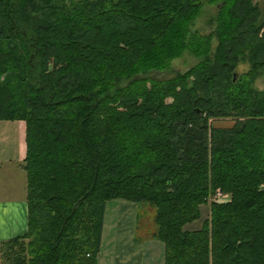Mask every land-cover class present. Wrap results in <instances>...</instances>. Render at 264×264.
<instances>
[{"label":"trees","instance_id":"obj_1","mask_svg":"<svg viewBox=\"0 0 264 264\" xmlns=\"http://www.w3.org/2000/svg\"><path fill=\"white\" fill-rule=\"evenodd\" d=\"M259 77L253 0H0V122L24 124L27 205L0 263L96 264L104 204L122 199L154 209L163 264H264Z\"/></svg>","mask_w":264,"mask_h":264},{"label":"crops","instance_id":"obj_2","mask_svg":"<svg viewBox=\"0 0 264 264\" xmlns=\"http://www.w3.org/2000/svg\"><path fill=\"white\" fill-rule=\"evenodd\" d=\"M18 132L17 156L6 159L5 165L0 161V243L27 229L25 173L21 167L24 127ZM139 211L138 204L122 199L104 204L96 264H163L162 242L145 232L137 235Z\"/></svg>","mask_w":264,"mask_h":264},{"label":"rangeland","instance_id":"obj_3","mask_svg":"<svg viewBox=\"0 0 264 264\" xmlns=\"http://www.w3.org/2000/svg\"><path fill=\"white\" fill-rule=\"evenodd\" d=\"M260 9L264 7V0H253ZM214 13V9L211 7L203 6V11L200 16L195 20L194 27L199 31L200 34H207L213 28V23L210 21L211 15ZM193 64V61L190 58L184 57L182 59L174 60L171 63V67L178 71H184ZM248 69L247 64H241L237 67L238 73H243ZM263 77L257 78L253 83L252 87L255 90H261L263 85ZM229 120H218L211 123V126L214 128H224L231 126ZM24 127L22 121H1L0 122V161L5 165L6 159L11 156H17L16 153L20 148V132H18L19 127ZM3 130V131H2ZM24 142V141H23ZM8 150V152H7ZM9 153V155H8ZM139 213L137 221V235L142 236V233L145 232L147 235H151V232L154 230V209L145 205L139 204ZM200 217L199 219L194 220L193 222L185 225L186 229L194 230L199 228L203 219L208 217V206L201 205L199 207ZM1 264V263H0Z\"/></svg>","mask_w":264,"mask_h":264},{"label":"built area","instance_id":"obj_4","mask_svg":"<svg viewBox=\"0 0 264 264\" xmlns=\"http://www.w3.org/2000/svg\"><path fill=\"white\" fill-rule=\"evenodd\" d=\"M208 201L212 203H224L227 201V197L216 189L213 194L208 198Z\"/></svg>","mask_w":264,"mask_h":264}]
</instances>
